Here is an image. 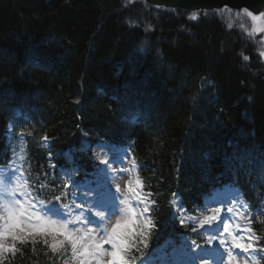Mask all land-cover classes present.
Here are the masks:
<instances>
[{
  "label": "trees",
  "instance_id": "obj_1",
  "mask_svg": "<svg viewBox=\"0 0 264 264\" xmlns=\"http://www.w3.org/2000/svg\"><path fill=\"white\" fill-rule=\"evenodd\" d=\"M260 48L226 12L129 0H0V165L10 157L11 125L26 139L33 188L52 201L60 193L41 168L48 155L67 167L65 153L76 148V165L91 170L80 152L83 133L108 138L143 164L157 202L149 249L170 232L175 192L193 206L210 186L233 183L256 211L264 251ZM15 247L0 264H63L69 253H53L42 239Z\"/></svg>",
  "mask_w": 264,
  "mask_h": 264
},
{
  "label": "clouds",
  "instance_id": "obj_2",
  "mask_svg": "<svg viewBox=\"0 0 264 264\" xmlns=\"http://www.w3.org/2000/svg\"><path fill=\"white\" fill-rule=\"evenodd\" d=\"M261 47L264 48V45ZM118 193H120L118 213L108 217L105 212L94 210V215L103 221L99 226H95V223H89L84 211L77 213L69 205L63 206L69 213V218L66 220L53 219L43 214L41 208H35V205L32 204L31 189L27 180L17 177L14 183L9 184L0 176V216L11 214L27 224L41 226L40 231L46 232L47 237L41 235L39 238L53 248L60 249L58 253L61 256L66 254L69 241L76 243L83 239L85 244L93 248L107 241L104 247L110 246V249H115L114 256L123 252L127 257L128 264H136V258L132 256V251L138 250V241L145 237V233L148 231L146 224L150 223L155 228V221L145 218L147 208L141 209L139 206L133 205L134 200H139L135 193L122 190ZM17 194L23 199H18ZM39 203L43 205L44 201H39ZM34 208L35 211H33ZM37 217H42L43 220L48 221V224H42V220ZM35 242L36 238L34 237L33 243ZM63 264H72L71 255L63 261ZM96 264H100V262L97 261Z\"/></svg>",
  "mask_w": 264,
  "mask_h": 264
},
{
  "label": "snow or ice",
  "instance_id": "obj_3",
  "mask_svg": "<svg viewBox=\"0 0 264 264\" xmlns=\"http://www.w3.org/2000/svg\"><path fill=\"white\" fill-rule=\"evenodd\" d=\"M242 11L244 15L251 17L253 23L252 31L248 34L254 35L257 32L264 33V12L260 13L259 15H254L247 9H242ZM195 18L196 17L194 15L193 19ZM228 27L231 28L232 24H229ZM262 55H264V52H262ZM244 59L247 60L248 57L245 56ZM101 163L108 164V161L103 160L101 161ZM132 163H135V160H133ZM135 183L137 187H133L132 182H129L128 191L135 193L139 199H143V197H141L140 191L138 190L139 188L143 187V184L139 179H137ZM115 189L117 192H120V185L116 184ZM57 200H59V197H57ZM213 211L214 215L206 217L201 227H203L205 224H212L213 221L220 219L219 213H221L222 210L220 208H215ZM228 211L231 212L232 210L229 209ZM37 218H40L42 220V224H48V221L43 220L42 217ZM146 227L151 228L153 226L149 223L146 224ZM40 228L41 226L27 224L19 217L13 216L11 214L8 216H0V256H3L5 253H14L15 251H17L15 247L17 242H25L28 240H31L33 242L34 237L37 240L40 239L39 237L41 235H45V237H47L46 232H41ZM223 232L231 237L232 242L236 248L243 249L246 252L253 247V243L245 244L242 242V238L238 239L236 235L231 232L230 225L224 224ZM248 232L250 234L248 236V239L250 241L258 239L257 237H255V234L252 233L251 228L248 229ZM106 243L107 241H104L98 247L93 248L90 245L85 244L83 239H80L76 243H72L71 241H69L72 264H96L97 261H99L100 264H128L127 257L124 255L123 252H119L117 255L114 256L113 253L116 252V250L105 248L104 245ZM225 243L226 241L224 239H220L221 245H224ZM46 245L50 247L53 253H58L60 251V249L53 248L49 244ZM228 257V264H239L236 257L232 256L231 253H228ZM244 264H248V262L245 261ZM252 264H255V261H253Z\"/></svg>",
  "mask_w": 264,
  "mask_h": 264
},
{
  "label": "water",
  "instance_id": "obj_4",
  "mask_svg": "<svg viewBox=\"0 0 264 264\" xmlns=\"http://www.w3.org/2000/svg\"><path fill=\"white\" fill-rule=\"evenodd\" d=\"M154 6L189 12L247 9L255 15L264 11V0H145Z\"/></svg>",
  "mask_w": 264,
  "mask_h": 264
},
{
  "label": "rangeland",
  "instance_id": "obj_5",
  "mask_svg": "<svg viewBox=\"0 0 264 264\" xmlns=\"http://www.w3.org/2000/svg\"><path fill=\"white\" fill-rule=\"evenodd\" d=\"M136 1H137V0H131L132 3L136 2ZM222 12H227V13H229L230 18H231L232 20L235 21V23H236L237 26H239V27H245V28H248V29H250V30L252 31L253 23H252L251 17H248V16L244 15L243 11H241V12H240V11H239V12L222 11ZM232 13H233V14H232ZM239 13H240V14H239ZM257 34H263V35H264V33H260V32H257ZM88 147H89L88 142H87V141H84V148H85V149H88ZM23 154H24V150H23L22 147H20V148H19V153L15 156V161H14L15 171H16V175L14 174V179H16L17 177L21 178V175H20V166H21V165H20V164H21V162H22V160H23V158H21V157H23ZM96 156H97L99 162L101 163V156H102V153H101L100 151L97 152V150H96ZM132 165H133V164H132ZM133 169H134V168H133L132 166H130V168H128V170H127V169H124V170L122 171V172L125 173V174L123 175V177L120 178L121 175H122V172H120V173H118V175H117V176H118V180H115V181H112V182H113L115 185H116V184H119L120 187L124 186L125 183H128V184H129V181H131L132 178H133L132 174H134V172H135V171H134V172L132 173ZM64 174H65V173H64ZM128 174H131L130 178H128ZM65 175H66L65 178H68V177H69V179H71V177H72L69 173H67V174H65ZM116 178H117V177H116ZM100 179H101V177H100ZM136 180H137V179H133V180L131 181L133 187H137V186H136V183H135ZM138 190L140 191V188H139ZM80 192H82V191H79V193H80ZM75 197H76V196H75ZM76 199H77V198H76ZM76 199H75V200H76ZM81 200H82V199L78 200V203H80ZM138 201H139L140 206H142V207H144V208L149 209L150 206H151L150 203L145 202V201L142 202L141 199H139ZM70 207H71V206H70ZM37 208L46 209L45 207L42 208V206H39V207H37ZM139 208H140V207H139ZM52 209L55 210L54 212L68 211L66 208H52ZM255 242H256V239H255L254 241H249V243H253V247L250 248V250H251V249H255ZM231 243H232V240H231ZM259 257H261V255H260L258 252H256V249H255V252L253 253L251 260H247V261H248V263H249V262H253V261H256L257 258H259ZM245 261H246V260H245ZM245 261H239V264H244Z\"/></svg>",
  "mask_w": 264,
  "mask_h": 264
},
{
  "label": "bare ground",
  "instance_id": "obj_6",
  "mask_svg": "<svg viewBox=\"0 0 264 264\" xmlns=\"http://www.w3.org/2000/svg\"><path fill=\"white\" fill-rule=\"evenodd\" d=\"M111 163H112L114 166H118L116 160L111 161ZM0 176H2V177L5 179V181H7V180H9V178L11 177V174H10L9 172H6V171L2 170V171L0 172ZM213 225H214V224H213Z\"/></svg>",
  "mask_w": 264,
  "mask_h": 264
}]
</instances>
